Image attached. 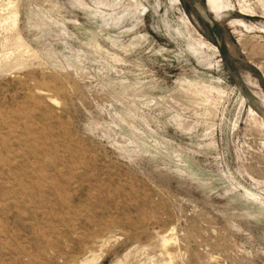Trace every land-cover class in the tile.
<instances>
[{"label": "rangeland", "instance_id": "374dc122", "mask_svg": "<svg viewBox=\"0 0 264 264\" xmlns=\"http://www.w3.org/2000/svg\"><path fill=\"white\" fill-rule=\"evenodd\" d=\"M0 264H264V0H0Z\"/></svg>", "mask_w": 264, "mask_h": 264}]
</instances>
